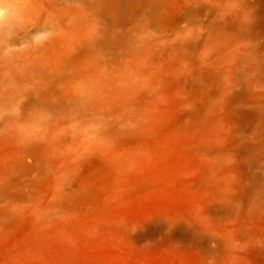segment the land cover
<instances>
[{"label": "rangeland", "instance_id": "374dc122", "mask_svg": "<svg viewBox=\"0 0 264 264\" xmlns=\"http://www.w3.org/2000/svg\"><path fill=\"white\" fill-rule=\"evenodd\" d=\"M56 3L71 86L0 82V264H264V0Z\"/></svg>", "mask_w": 264, "mask_h": 264}, {"label": "bare ground", "instance_id": "6f19581e", "mask_svg": "<svg viewBox=\"0 0 264 264\" xmlns=\"http://www.w3.org/2000/svg\"><path fill=\"white\" fill-rule=\"evenodd\" d=\"M44 4L52 7L47 17H33L31 12ZM1 7L7 9L0 21L1 84L23 77L31 81L19 85L31 89L70 87L76 45L73 7H63L56 0H0Z\"/></svg>", "mask_w": 264, "mask_h": 264}]
</instances>
